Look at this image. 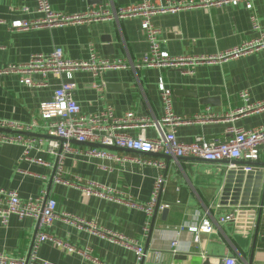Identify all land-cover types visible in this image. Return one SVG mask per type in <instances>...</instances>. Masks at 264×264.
<instances>
[{"label": "crops", "instance_id": "1", "mask_svg": "<svg viewBox=\"0 0 264 264\" xmlns=\"http://www.w3.org/2000/svg\"><path fill=\"white\" fill-rule=\"evenodd\" d=\"M49 1L58 12L79 15L100 6L119 8L137 4L141 0H103L102 5H90L88 0ZM167 1L178 0H162ZM35 7V0H0V70L10 65L24 64L33 54H48L55 47H60L67 59L76 61L87 60L91 47L107 59L124 58L132 62L140 59L148 50L140 17L26 31L11 29L13 21L39 18ZM25 8L28 12H23ZM252 13L264 29V0L255 1ZM249 17L250 12L243 6H225L160 14L153 17V23L160 29L163 49L171 55L206 57L236 47L255 36ZM106 36L111 38V43L102 41ZM107 45L111 46V53L105 48ZM48 78V87L29 88L21 85L16 75L0 74V121L30 125L34 128L29 133L48 136L41 133L44 122L39 106L51 100L63 77L51 74ZM159 78L173 91V108L177 115L192 117L211 113L216 116L213 120L179 126L177 137L182 142L188 143L199 135L206 139H227L231 127L252 130L264 125V110L238 116L235 120L226 119V115L242 107V91L249 92L251 102H264V52L219 63H202L196 67L194 75H183L175 70L146 68L135 71L130 68L103 71L96 77L89 70H78L73 73L74 97L85 115L102 113L110 108L116 116L134 113L137 117L159 119L163 114L158 91ZM94 84L102 86L103 91L99 92ZM204 99H214L215 104H219H203ZM128 132L136 136L138 130ZM146 136L155 139L158 132L155 128H148ZM37 139L40 141L31 150L29 159L22 158L20 146L0 144V188L15 191L22 199L42 195L45 199H55L59 217L50 228V234L84 253L45 242L38 249L40 260L49 264H222L224 257L233 256L238 264H249L250 257L251 264H264V209L259 218L254 251L258 210L253 227L249 225V211H244L239 223H216V214L236 208L221 204L220 197L228 173L241 169L238 162H205L192 158L167 161L153 153L106 149L113 157L121 159L116 162L91 157L86 154L91 144L72 141L71 150L64 160L62 176L63 181L69 183H55L51 182L54 167L32 161L42 157L54 163L46 152L48 142L52 140ZM144 160L165 162L159 201L168 205L165 216L158 211L153 229L145 238L143 230L146 222H150L151 228L152 217L149 219L143 211L125 204V199L145 203L151 196L160 169L153 163L143 165ZM258 162L264 163V155ZM75 177L109 186L125 199L110 202L87 194L70 184ZM213 204L221 205V211L210 209L207 215V210ZM64 215L91 224L99 233L119 234L140 241L143 239L146 251L144 261H137L133 251L103 239L87 228L82 230L67 223ZM203 219L213 222L215 232L199 233V241H195L194 235L187 232L185 227L200 226ZM181 227H184L183 232L179 231ZM34 235L35 227L31 219L20 220L11 216L6 226L0 221V255L14 261L13 264H22L20 260L26 259ZM173 240L178 242L176 253L170 248Z\"/></svg>", "mask_w": 264, "mask_h": 264}, {"label": "built area", "instance_id": "2", "mask_svg": "<svg viewBox=\"0 0 264 264\" xmlns=\"http://www.w3.org/2000/svg\"><path fill=\"white\" fill-rule=\"evenodd\" d=\"M35 12L40 15L37 19L16 20L11 23L14 31H26L41 27L54 28L72 24H79L88 21L114 20L123 18L140 17L141 30L148 42L147 52L137 61L132 62L127 59H107L102 57L92 47L90 48L89 58L85 61L67 59L64 51L60 47H55L48 54H33L29 60L20 65H10L0 70V74L16 75L19 83L29 88H46L49 86V75L57 74L63 77L59 86L55 89L51 100L43 102L39 106V112L44 125L41 133L61 139L48 142L46 152L54 159V163L46 161L42 157H37L32 161L46 167H54L53 182L69 183L63 181V166L67 153L71 150L70 143L76 141L79 144L89 143L91 145H101L113 148L132 150L143 154H156L172 156L173 158H197L207 162H218L222 160L258 162L264 155V125L252 130L231 127L228 130L229 138L220 139L217 137L206 139L199 135L192 141L185 143L178 139L177 128L184 124L194 122H205L216 118L215 115H194L192 117L179 116L173 108V91L169 88L162 78L158 80L159 98L163 108V114L159 119L148 117H137L134 113H126L123 116H116L112 109L93 115H85L81 112V107L74 97L73 73L78 70H89L94 76L100 75L107 70H126L135 71L146 68L162 69L166 71H178L183 75H194L196 67L202 63L212 64L233 59H239L247 55L264 52V29L258 22L257 17L252 13L256 0H141L137 4L115 8L111 5L100 6L95 10H88L79 15H69L56 11L49 0H35ZM225 6H243L250 12L251 31L255 34L252 38L244 41L240 45L218 53L213 56L182 57L173 56L162 47L160 29L153 23V17L160 14H177L182 11L199 8H222ZM28 12V9H23ZM94 87L102 92V86L94 84ZM243 101L242 107L226 115V119L235 120L238 116H246L254 112L264 110V102H251L247 90L240 93ZM0 128L29 132L33 126H23L8 121H0ZM148 128H155L158 136L149 139L146 136ZM138 130L136 136L129 134V130ZM39 139L31 136L8 134L0 132V144L18 145L22 149V158L29 159L31 150L36 147ZM87 155L95 158L109 159L120 162L121 159L113 157L106 149L96 146L90 147ZM153 163L160 169L156 177L151 196L145 203H138L132 199H125L115 189L101 185L94 181H85L81 177H75L74 182L70 183L77 188L83 189L87 194L97 198L110 201L121 202L127 200L126 206L143 211L150 219L156 208L163 211L168 205L160 204L159 196L164 183L165 162L148 160L143 161V165ZM253 168L244 166L245 173ZM225 213L219 212L222 206L213 204L210 209L218 211L216 223L224 225L235 223L240 213V206H235ZM58 205L55 199H45L44 195L38 198L22 199L17 192L0 188V221L6 226L11 216L18 219H31L34 222L35 235L31 242L29 253L26 259H21L20 263L29 262L39 264H49L38 258V249L41 244L50 242L57 247L65 248L70 251L82 253L78 249L69 247L63 241L54 238L50 234V228L59 217ZM67 223L74 224L79 229L87 228L93 234L109 239L120 246L134 252L137 261L141 262L145 257V247L143 239H130L123 235L111 233H99L91 226L81 220H73L72 217L64 215ZM150 222H146L143 230V238L149 232ZM187 232L194 235L195 241H199V233L212 234L215 232L213 222L203 219L200 226H186ZM184 231V227L179 229ZM177 240L171 242L170 248L173 253L177 250ZM84 254V253H82ZM0 263H11L10 259L0 255ZM222 264H238L233 256L224 257Z\"/></svg>", "mask_w": 264, "mask_h": 264}, {"label": "water", "instance_id": "3", "mask_svg": "<svg viewBox=\"0 0 264 264\" xmlns=\"http://www.w3.org/2000/svg\"><path fill=\"white\" fill-rule=\"evenodd\" d=\"M90 5H102L103 0H88ZM102 41L105 44L111 43V38L106 36L102 39ZM112 52V48L110 45H107L105 47ZM219 99H216L218 101ZM203 104H210L211 106H218L219 103L215 104L214 99H204L202 101ZM0 132L8 133V134H19V135H25V136H31L36 138H44V139H50V140H60L56 137L51 136H43L35 133H29V132H23L18 130H10L5 128H0ZM103 149H109L113 147H107V146H101V145H92ZM159 157H162L164 159H167V161H170L171 159H175L172 156H166V155H157ZM184 158H177L176 160L181 161ZM190 159V158H189ZM192 160L196 161H204L197 158H192ZM207 162V161H205ZM232 163H237L241 165V169L238 171H230L226 177L224 187L221 192V204L226 205L230 204L231 206H240L241 212L238 216V223L240 222L241 218L244 215V211L250 212V220L249 225L253 227V219L255 216V212L258 210V219L255 225V235H254V243H253V251L255 249L256 240L258 237L259 232V218L261 216V212L264 209V163L260 162H239V161H230ZM248 166L252 167L253 169L250 172L245 173L243 171V167ZM54 176V174H53ZM53 176L51 179V182L53 180ZM164 216L166 215L167 211L164 209L163 211ZM158 214V208H156L153 216H152V226L149 230V233H151L153 229V225L155 223L156 216ZM236 221V222H237ZM145 258V257H144ZM144 258L141 262L144 261ZM252 263V257H250L249 264ZM25 264H28V258L25 262Z\"/></svg>", "mask_w": 264, "mask_h": 264}]
</instances>
